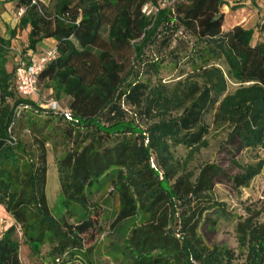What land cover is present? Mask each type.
I'll return each mask as SVG.
<instances>
[{"label": "trees", "instance_id": "obj_1", "mask_svg": "<svg viewBox=\"0 0 264 264\" xmlns=\"http://www.w3.org/2000/svg\"><path fill=\"white\" fill-rule=\"evenodd\" d=\"M32 1L15 0L16 9L26 11L9 39L0 36V204L13 219L0 237V264H23L19 230L36 256L46 232L52 233L59 257L80 236L94 241L103 231L98 205L65 230L53 216L46 195L47 144L53 139L73 148L58 167L68 199L87 208L86 189L109 180L121 202L116 224L140 209L149 216L128 240L136 264H264V221L253 217L237 226L240 254L204 244L200 231L207 215L225 211L215 197L222 170L212 164L196 174L189 168L208 145L210 115L215 129L228 131L236 152L264 150V41L255 30L226 31L225 0ZM146 6L156 13H144ZM24 31L28 43L21 57L28 64L45 53L40 49L46 40L55 41L38 87L42 83L56 101L68 98L72 121L50 109L41 111L44 121L30 116L37 110L35 96H20L17 64L8 69L12 42ZM170 68L176 76L166 80ZM21 131L32 135V143L21 141ZM178 148L188 152L185 158ZM20 152L30 158L24 172ZM239 166L237 189L249 187L264 163ZM20 176V189L12 190V178Z\"/></svg>", "mask_w": 264, "mask_h": 264}, {"label": "rangeland", "instance_id": "obj_2", "mask_svg": "<svg viewBox=\"0 0 264 264\" xmlns=\"http://www.w3.org/2000/svg\"><path fill=\"white\" fill-rule=\"evenodd\" d=\"M230 2L228 8L224 7L227 21L225 30H229L233 24L247 18L264 14V0H227ZM163 5L171 3L170 0H161ZM10 3V2H9ZM12 7H0V36L9 39L10 31L13 30L19 22V16L16 11L15 1H11ZM236 3H241V8L232 9ZM148 12L156 13L153 7H149ZM249 17V18H248ZM261 19V18H260ZM259 27L263 24L260 22ZM28 31L19 33L13 40L12 51L9 58L8 69L12 72L17 61L27 48ZM51 47L43 46L40 51L46 52ZM41 52V53H43ZM40 54L38 53L37 56ZM163 76L166 80L176 76V71L165 70ZM235 86L230 84V92H233ZM37 104V110L31 112L34 119L44 121L46 116L41 112L47 109L49 103L56 101L54 93L46 89L41 83L38 87L37 95L33 98ZM62 108H68L70 100L63 98L57 100ZM212 115L208 116L207 121L211 125V132L208 136V145L203 148L191 161L190 170L198 174L206 165H217L222 172L215 183L216 200L225 206V211L213 210L207 215L206 221L201 226V236L204 244L209 248L219 247L222 249L233 250L240 254L243 250L240 248V242L237 233V226L246 218L253 217L257 221H264V167L262 172L254 178L247 188H235V177L242 173L239 165H255L260 161L264 163V150L260 151H240L236 152L234 146L229 143L228 131L226 129H215L212 125ZM60 125V123L58 124ZM57 126V123H56ZM21 141L32 143L33 137L27 131L19 133ZM47 144L48 175L46 195L53 216L61 223L65 230L68 225H77L83 219L91 215L95 205L101 206L104 211L101 217L103 231L97 235L94 241L84 235L80 236L82 241L77 240L74 248L70 249L63 257H59L54 252L53 247L58 245V241L52 233L46 232V238L41 248L39 256L33 254L31 248L25 244L23 234L19 230L21 238V261L23 264H136L135 259L129 251V242L134 229L140 227L149 220V216L142 210L130 219L116 224L115 220L121 208L120 197L109 180H103L100 184L86 189L84 197L86 198L87 208L74 200L68 199L62 192L59 180V163L69 155L73 150L68 143L59 145V140L53 139ZM57 143V144H55ZM178 156L183 159L187 156V151L178 148ZM21 161L19 163L20 172L25 171V165L30 163L29 156L20 152ZM238 163L239 165H236ZM152 166L155 162L152 160ZM7 174L13 177L14 169L8 168ZM163 179V175H161ZM24 179L20 176L18 179L12 178V190L20 189V181ZM252 207L254 211L248 214L246 208ZM13 223V219L6 208L0 204V237L2 233Z\"/></svg>", "mask_w": 264, "mask_h": 264}, {"label": "built area", "instance_id": "obj_3", "mask_svg": "<svg viewBox=\"0 0 264 264\" xmlns=\"http://www.w3.org/2000/svg\"><path fill=\"white\" fill-rule=\"evenodd\" d=\"M42 0H33L34 5H38ZM173 1V0H170ZM150 6H146L143 10L144 13L150 14L148 12ZM25 8H20L18 10V16L21 17L25 13ZM54 49H50L39 56L34 55L31 59V63L28 64L23 60L22 57L17 61L16 70V83L17 91L20 96L24 98H30L37 95L38 91V77L45 68L46 64L52 60L54 57ZM28 108V107H25ZM47 109L58 113L66 121H72V112L69 108H62L58 101H51Z\"/></svg>", "mask_w": 264, "mask_h": 264}, {"label": "crops", "instance_id": "obj_4", "mask_svg": "<svg viewBox=\"0 0 264 264\" xmlns=\"http://www.w3.org/2000/svg\"><path fill=\"white\" fill-rule=\"evenodd\" d=\"M2 2H7L6 3V7L9 9L10 7H12V3L11 1H15V0H0ZM227 1V0H225ZM10 2V3H9ZM229 3V6H230V2L227 1ZM229 6H225L226 8H228ZM224 9V8H223ZM18 10L19 9H16L17 11V14H18ZM223 12L225 13V11L223 10ZM226 14V13H225ZM249 18V17H248ZM261 18V19H260ZM20 19V17H19ZM226 21H227V16H226ZM262 23L263 26L262 27H259L258 24L259 23ZM235 26H243L244 28L246 29H253L255 30V33H256V39L257 40H260V41H264V14H260L258 16V19H255V16L253 17H250L248 20L247 18H244V20L240 21V22H236L235 24H233V27ZM56 45L55 41L54 40H46L42 46H49V47H52L54 48Z\"/></svg>", "mask_w": 264, "mask_h": 264}]
</instances>
